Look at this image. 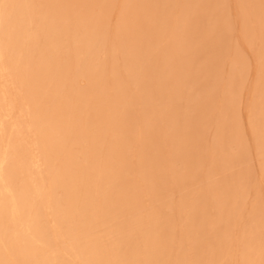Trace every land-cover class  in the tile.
Masks as SVG:
<instances>
[{"label": "rangeland", "instance_id": "374dc122", "mask_svg": "<svg viewBox=\"0 0 264 264\" xmlns=\"http://www.w3.org/2000/svg\"><path fill=\"white\" fill-rule=\"evenodd\" d=\"M0 264H264V0H0Z\"/></svg>", "mask_w": 264, "mask_h": 264}]
</instances>
